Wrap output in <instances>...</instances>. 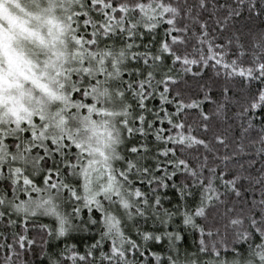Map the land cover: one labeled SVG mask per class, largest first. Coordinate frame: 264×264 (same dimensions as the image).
<instances>
[{
    "label": "snow or ice",
    "instance_id": "obj_1",
    "mask_svg": "<svg viewBox=\"0 0 264 264\" xmlns=\"http://www.w3.org/2000/svg\"><path fill=\"white\" fill-rule=\"evenodd\" d=\"M0 264H264V0H0Z\"/></svg>",
    "mask_w": 264,
    "mask_h": 264
},
{
    "label": "clouds",
    "instance_id": "obj_2",
    "mask_svg": "<svg viewBox=\"0 0 264 264\" xmlns=\"http://www.w3.org/2000/svg\"><path fill=\"white\" fill-rule=\"evenodd\" d=\"M9 7L11 8L12 6H11V5H9ZM12 10H13V11H15V9H14V8H13Z\"/></svg>",
    "mask_w": 264,
    "mask_h": 264
}]
</instances>
